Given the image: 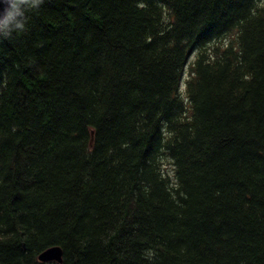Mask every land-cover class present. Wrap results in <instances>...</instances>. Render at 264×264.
Instances as JSON below:
<instances>
[{
	"label": "trees",
	"instance_id": "trees-1",
	"mask_svg": "<svg viewBox=\"0 0 264 264\" xmlns=\"http://www.w3.org/2000/svg\"><path fill=\"white\" fill-rule=\"evenodd\" d=\"M22 7L0 33V264H264V0Z\"/></svg>",
	"mask_w": 264,
	"mask_h": 264
},
{
	"label": "clouds",
	"instance_id": "clouds-1",
	"mask_svg": "<svg viewBox=\"0 0 264 264\" xmlns=\"http://www.w3.org/2000/svg\"><path fill=\"white\" fill-rule=\"evenodd\" d=\"M9 7L3 16H0V33L11 35L14 31H22L25 28L26 17L22 5L27 0H7Z\"/></svg>",
	"mask_w": 264,
	"mask_h": 264
},
{
	"label": "water",
	"instance_id": "water-1",
	"mask_svg": "<svg viewBox=\"0 0 264 264\" xmlns=\"http://www.w3.org/2000/svg\"><path fill=\"white\" fill-rule=\"evenodd\" d=\"M9 7L7 0H0V16H3L5 10ZM39 261L42 263L63 261V249L59 246L50 247L39 255Z\"/></svg>",
	"mask_w": 264,
	"mask_h": 264
},
{
	"label": "rangeland",
	"instance_id": "rangeland-1",
	"mask_svg": "<svg viewBox=\"0 0 264 264\" xmlns=\"http://www.w3.org/2000/svg\"><path fill=\"white\" fill-rule=\"evenodd\" d=\"M183 85H185V82L183 83Z\"/></svg>",
	"mask_w": 264,
	"mask_h": 264
}]
</instances>
